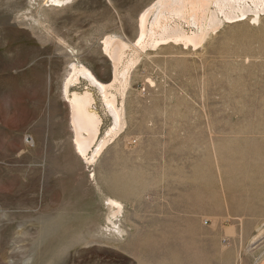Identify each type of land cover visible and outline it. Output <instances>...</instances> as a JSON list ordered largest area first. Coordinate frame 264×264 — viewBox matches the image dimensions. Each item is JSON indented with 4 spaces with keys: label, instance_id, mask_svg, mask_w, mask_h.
I'll return each mask as SVG.
<instances>
[{
    "label": "rangeland",
    "instance_id": "374dc122",
    "mask_svg": "<svg viewBox=\"0 0 264 264\" xmlns=\"http://www.w3.org/2000/svg\"><path fill=\"white\" fill-rule=\"evenodd\" d=\"M151 2L0 0V264H264V13L147 50L117 94L122 131L89 167L74 150L69 64L111 80L102 39L134 43ZM86 89L100 139L112 119Z\"/></svg>",
    "mask_w": 264,
    "mask_h": 264
},
{
    "label": "bare ground",
    "instance_id": "6f19581e",
    "mask_svg": "<svg viewBox=\"0 0 264 264\" xmlns=\"http://www.w3.org/2000/svg\"><path fill=\"white\" fill-rule=\"evenodd\" d=\"M41 1L47 7H63L73 0ZM262 13L264 0H153L139 14L134 43L123 41L120 36L106 35L102 39L103 50L110 62L111 80L104 83L85 64L71 62L62 81L61 93L68 102L73 147L79 158L87 167L93 165L124 128L125 116L122 103L118 104L117 94L121 97L124 95L131 67L141 55L148 53L147 50H160L163 45H171L183 52L198 45L202 47L211 33L217 31L225 21L250 17L258 22ZM81 78L97 90L105 111L112 119L110 127L100 139L98 134L102 119L92 108L95 101L93 92L89 89L71 91V87ZM106 204L112 208L106 218V227L111 226L117 233H122L114 221V217L122 210V204L112 197L106 199ZM251 239L252 244L256 243L257 237Z\"/></svg>",
    "mask_w": 264,
    "mask_h": 264
}]
</instances>
